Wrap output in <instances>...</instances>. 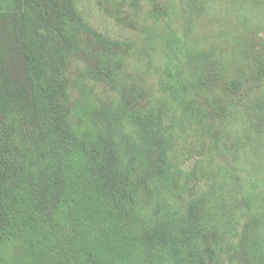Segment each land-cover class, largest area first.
Listing matches in <instances>:
<instances>
[{
  "label": "trees",
  "instance_id": "1",
  "mask_svg": "<svg viewBox=\"0 0 264 264\" xmlns=\"http://www.w3.org/2000/svg\"><path fill=\"white\" fill-rule=\"evenodd\" d=\"M97 3L0 0V264H264V0Z\"/></svg>",
  "mask_w": 264,
  "mask_h": 264
},
{
  "label": "rangeland",
  "instance_id": "2",
  "mask_svg": "<svg viewBox=\"0 0 264 264\" xmlns=\"http://www.w3.org/2000/svg\"><path fill=\"white\" fill-rule=\"evenodd\" d=\"M75 1L84 19L100 33L113 40L129 42L135 46V50L138 52L146 50L147 46L145 45V41L148 37L153 35L152 32H146L144 34V31H131L119 26L100 8L97 0ZM169 23L171 24V22ZM169 32L170 31H168V33ZM157 33L159 32H156V34ZM161 35L163 34L160 33V36ZM261 35L264 38V33ZM177 45L178 43L172 45L173 52L176 50L175 48ZM179 117L180 113L177 116V121ZM183 127L184 125L178 124L175 129V137L178 143L174 153V160L178 169L187 173L188 170H192L200 162L206 164L208 161V153L206 148L202 146L199 135L194 134L189 125H186L184 129L185 132L182 129ZM205 183L206 181L203 183L204 186Z\"/></svg>",
  "mask_w": 264,
  "mask_h": 264
}]
</instances>
